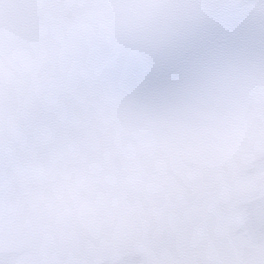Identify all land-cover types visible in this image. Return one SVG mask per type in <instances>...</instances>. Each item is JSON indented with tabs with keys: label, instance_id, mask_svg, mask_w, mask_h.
<instances>
[{
	"label": "snow or ice",
	"instance_id": "6c2138e0",
	"mask_svg": "<svg viewBox=\"0 0 264 264\" xmlns=\"http://www.w3.org/2000/svg\"><path fill=\"white\" fill-rule=\"evenodd\" d=\"M0 264H264V0H0Z\"/></svg>",
	"mask_w": 264,
	"mask_h": 264
}]
</instances>
